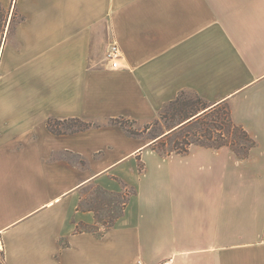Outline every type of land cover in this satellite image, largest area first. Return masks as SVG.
Wrapping results in <instances>:
<instances>
[{
  "label": "crops",
  "instance_id": "1",
  "mask_svg": "<svg viewBox=\"0 0 264 264\" xmlns=\"http://www.w3.org/2000/svg\"><path fill=\"white\" fill-rule=\"evenodd\" d=\"M1 2L12 7L0 31L4 264H264V0ZM182 91L229 106L256 141L248 158L153 149L180 125L157 139L47 125L123 116L143 129ZM89 186L136 190L101 237L75 230L96 223L78 210Z\"/></svg>",
  "mask_w": 264,
  "mask_h": 264
},
{
  "label": "trees",
  "instance_id": "2",
  "mask_svg": "<svg viewBox=\"0 0 264 264\" xmlns=\"http://www.w3.org/2000/svg\"><path fill=\"white\" fill-rule=\"evenodd\" d=\"M13 19L14 16L12 17L11 25ZM7 22L8 11L3 6L0 0V31L3 29V26L7 25ZM185 92L186 91H182L174 101L166 105L164 109L169 106V112H166L163 109L160 112V117L155 118L150 123H147L142 130H129L126 127V123L131 122L132 124H134L135 121L123 116L109 118L104 121H100L98 119L85 120L77 117L67 118L64 120L50 118L48 119L47 125L50 131H52L53 133L62 134L73 133L76 131H83L90 128L101 127L106 124H112L121 126L131 136H140L148 130L151 131V127H154V125H160L161 120L165 124L166 131L173 130L176 125H180L179 127H177L179 129L175 131L174 136H176L177 138H175V140L173 141L174 146L172 149H165L168 139H158L154 141L153 149L164 156L171 155L172 153L185 154L189 151L190 145L198 144L215 150L222 147H228L239 159L244 160L248 158L251 149L256 146V141L241 125H238L233 121L229 106L227 104H222L215 105L209 108L207 103L197 93L194 92L193 93L195 99L193 101L184 100L183 95L185 94ZM177 117L178 120L176 122L172 124L169 123V120H176ZM209 124H212L213 128H216V130H214L213 128L209 129L205 127L202 128L201 131L198 129L193 131L189 130V132H186V134L179 135L181 134V132L184 133L185 130L190 129L195 125L205 126ZM166 131H162L156 135H149L154 139H157L161 135L165 134ZM172 132L173 131H170L164 136L166 137L172 134ZM191 137L194 138L191 139ZM97 187L102 192L116 197V199L112 200L110 203L107 202V205L111 208H115L118 201H122L120 212L110 220L101 219L99 216V210L96 209V207H86L84 205L83 198L78 205V210H92L96 215V223L88 224L80 222L76 224L75 230L77 232H92L96 236L101 237L103 235V232L112 227L115 221L123 214L128 200L136 192V190L133 187L126 186L123 192L117 193L110 192L102 188L101 186ZM101 225L104 227L103 230L100 228ZM0 264H4V261H0Z\"/></svg>",
  "mask_w": 264,
  "mask_h": 264
},
{
  "label": "rangeland",
  "instance_id": "3",
  "mask_svg": "<svg viewBox=\"0 0 264 264\" xmlns=\"http://www.w3.org/2000/svg\"><path fill=\"white\" fill-rule=\"evenodd\" d=\"M14 3V0H12V5ZM6 8V7H5ZM12 9V7H11ZM11 9L10 8H6V10L8 11V20L10 17V13H11ZM15 19H13L12 25L14 26V24L19 20L18 16H14ZM8 23V22H7ZM183 99L184 100H190L193 101L195 99L194 97V93L191 91H186L185 94L183 95ZM164 111L169 112L170 111V107L168 106L166 109H164ZM224 117V116H223ZM222 117V118H223ZM178 120V117L176 120H169V123L172 124L174 122H176ZM100 121H104V120H100ZM160 125H154V127H151V131L149 134L152 135H156L162 131H166L165 128V124L163 121H161ZM142 124V123H141ZM141 124H132L131 122L126 123V127L129 130H142V125ZM146 125V124H145ZM213 128L212 124L209 125H195L193 127H191L190 129H187L184 131V133L181 132V134L179 135H183L186 134V132H189V130L193 131V130H202V128ZM214 130H216V128H213ZM144 134V133H143ZM217 134V133H216ZM214 134V135H216ZM175 138H177L176 136L171 137L168 139L165 149L166 150H170L173 148L174 144L173 141L175 140ZM194 137H191V139H193ZM69 157L74 160V161H79L80 159L74 155H69ZM116 197L106 194L104 192H102L101 190H99V188L97 186H89L84 190V205L86 207H96V209L99 210L100 212V218L101 219H106V220H110L112 217L116 216L122 207V201H118V203L116 204L115 208H111L110 206L107 205V202H111L112 200H115ZM101 229H104V227L101 225L100 226ZM0 261H3V251L0 247Z\"/></svg>",
  "mask_w": 264,
  "mask_h": 264
},
{
  "label": "built area",
  "instance_id": "4",
  "mask_svg": "<svg viewBox=\"0 0 264 264\" xmlns=\"http://www.w3.org/2000/svg\"><path fill=\"white\" fill-rule=\"evenodd\" d=\"M106 56L110 60L112 67H120V59L122 58V51L117 43H111L106 51ZM140 264V263H139ZM159 264H169V261H164Z\"/></svg>",
  "mask_w": 264,
  "mask_h": 264
},
{
  "label": "bare ground",
  "instance_id": "5",
  "mask_svg": "<svg viewBox=\"0 0 264 264\" xmlns=\"http://www.w3.org/2000/svg\"><path fill=\"white\" fill-rule=\"evenodd\" d=\"M2 246L1 242H0V247Z\"/></svg>",
  "mask_w": 264,
  "mask_h": 264
}]
</instances>
